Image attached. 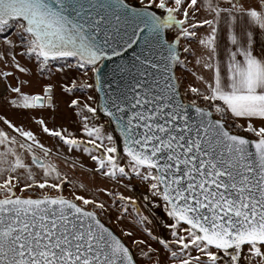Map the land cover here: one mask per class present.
Wrapping results in <instances>:
<instances>
[{"label": "snow or ice", "instance_id": "1", "mask_svg": "<svg viewBox=\"0 0 264 264\" xmlns=\"http://www.w3.org/2000/svg\"><path fill=\"white\" fill-rule=\"evenodd\" d=\"M0 85L104 180L0 114V264H264V0H0Z\"/></svg>", "mask_w": 264, "mask_h": 264}, {"label": "rangeland", "instance_id": "2", "mask_svg": "<svg viewBox=\"0 0 264 264\" xmlns=\"http://www.w3.org/2000/svg\"><path fill=\"white\" fill-rule=\"evenodd\" d=\"M19 75V73H17ZM33 79V88L31 89H25V91H30L33 94H43L40 91V83L36 76L32 77ZM14 84L15 81H12ZM55 99L58 103V107L53 109H46L43 111H37L35 113H19L15 112L8 107H0V114H6V117L13 122L19 123L23 121L28 127L32 128L39 136L42 143L45 144L46 147H51L53 151L52 161L58 166V168L61 170V172L67 173L68 179L72 181L71 184H66L64 186V195L70 196V193L72 191H75L79 195H85L87 196L88 193L85 192L81 187H79L80 184H84L88 187L89 190L93 188V186H102L104 184V180L102 177H100L98 174H93L90 169L94 167L92 162L87 159L83 158L82 160H77L75 167L72 165V159H75V156L72 157V159H69L68 161H65L64 157L69 155L66 151L61 156H56L55 153L57 149L53 147L55 144V141L51 138H49L46 134L41 133L40 127L36 125L34 122H30L28 120V116L32 115L36 119H39L43 117L47 123L48 127L60 126L63 125L64 127L69 128L71 131L73 129L72 121L70 119V113L69 109L66 106L65 99L61 97L60 95V89L57 88L55 90ZM3 125L0 124V127ZM73 184L76 185V188L73 189ZM18 194H19V190ZM39 191V190H37ZM30 193L25 192L24 195H29ZM113 226L116 228V231L119 232L120 225ZM136 239L141 238V234H137Z\"/></svg>", "mask_w": 264, "mask_h": 264}, {"label": "built area", "instance_id": "3", "mask_svg": "<svg viewBox=\"0 0 264 264\" xmlns=\"http://www.w3.org/2000/svg\"><path fill=\"white\" fill-rule=\"evenodd\" d=\"M2 90H3V89H2V85H0V92H2Z\"/></svg>", "mask_w": 264, "mask_h": 264}, {"label": "water", "instance_id": "4", "mask_svg": "<svg viewBox=\"0 0 264 264\" xmlns=\"http://www.w3.org/2000/svg\"><path fill=\"white\" fill-rule=\"evenodd\" d=\"M128 56H131V52L128 53Z\"/></svg>", "mask_w": 264, "mask_h": 264}]
</instances>
